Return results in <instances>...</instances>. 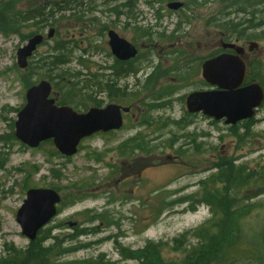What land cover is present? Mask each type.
Here are the masks:
<instances>
[{
	"label": "rangeland",
	"instance_id": "rangeland-1",
	"mask_svg": "<svg viewBox=\"0 0 264 264\" xmlns=\"http://www.w3.org/2000/svg\"><path fill=\"white\" fill-rule=\"evenodd\" d=\"M67 1L71 10L54 12L52 20L44 21L39 16L28 17L34 9H41L40 4L51 0H14L10 13L26 11V21L15 33L0 32V256L7 247L25 249L29 243L15 217L25 198V189L52 188L58 190L65 204L62 207L58 203L60 211L43 228L46 229L42 233L46 236L44 244L53 243V236L63 241L62 248L89 244L87 248L64 254L61 260L104 254L113 264H134L133 260L121 257L119 245L134 250L142 248L147 241L169 242L210 219L208 206L198 200L207 195L203 181L217 171L215 167L223 159L233 160L235 166L242 165L254 172L264 170V102L254 117L238 122L234 128L201 114L187 116L185 108L188 93L210 88L201 77L200 64L218 50V42L223 38L244 47L264 89V34L253 37L264 31V25L263 30L261 27L246 30L249 39L231 35L221 25L227 20L258 21L260 16L264 17V0H258L254 9L249 8L247 0H181L184 5L177 11L168 10L167 1H158L160 4L156 0ZM120 2L125 7H120ZM239 6L246 9L239 10ZM49 28L54 29L50 39L46 38ZM108 29L139 47L133 65L142 70L120 80V88L127 86L126 96H117L118 85L110 98L96 88L88 93L99 103L98 107L117 102L139 105L141 111L133 108L117 131L85 138L69 157L57 152L50 140L37 148L21 143L14 136L13 124L17 111L25 103L26 88L46 79L51 82L52 96L57 100L66 95L64 81L59 80L62 77L68 79L70 74L79 72L78 79L88 80V75H82L88 71L106 77L109 72L103 68L113 59L107 43ZM145 31L148 34H143ZM36 32L43 34L44 42L30 57L27 68L21 69L17 66L16 51ZM252 40L258 43V48L248 53L247 41ZM57 44L67 51L69 61L53 66L42 63L41 58L50 55ZM151 65L155 67L154 73L145 82ZM174 66H179L183 74L189 72L188 78L174 80L175 74L171 72ZM62 71L66 73L59 77ZM166 89L170 91L168 94ZM66 99L72 100L68 104L72 107L87 104L81 111L96 106L89 100L83 102L82 96L72 94ZM156 101L164 104L153 109L151 104L155 105ZM133 135L139 136L142 145L136 156L139 163L135 164L134 158L125 161H131L126 170L136 171L137 175L121 187L113 188L114 180L128 172L120 167L124 157L119 145ZM114 164L117 171L109 180L108 172ZM256 191L257 187L252 186L241 190L238 196L241 204H253L254 208L239 227L241 245L255 255L241 261L243 264H264V193L256 196ZM72 193L78 198L69 202ZM191 205L195 206L193 211L189 210ZM85 211L112 214L116 224L94 235L67 240L74 232L68 222L87 226ZM111 235L117 237L108 238ZM194 242L193 238L188 240ZM178 255L164 251L166 258Z\"/></svg>",
	"mask_w": 264,
	"mask_h": 264
},
{
	"label": "trees",
	"instance_id": "trees-1",
	"mask_svg": "<svg viewBox=\"0 0 264 264\" xmlns=\"http://www.w3.org/2000/svg\"><path fill=\"white\" fill-rule=\"evenodd\" d=\"M51 1L52 2L40 4L41 9H34L30 13L28 19H34L39 16L40 20H52L50 18H53L54 12H66L71 10L68 6V2L70 1ZM158 1L170 0H156V2ZM191 1L194 2V0ZM259 2L258 0H247V4L251 9H254V6L258 5ZM13 4L14 0H0V32L4 34L8 32H17L19 28L22 27L23 22L26 21V11L24 14L21 13L22 11H17L15 15L14 13H10ZM237 9L244 10L246 8L239 6ZM257 12H261V10L257 9ZM232 22L231 20H227L222 22L221 25L225 28V31H229V34L236 35L239 38L249 39L251 36L246 33V30L257 29L264 25V17L263 15L260 16L259 20L254 23L245 19H240L235 23ZM262 27L259 29H262ZM243 30H245V32ZM143 34H148V32L145 31ZM263 34L264 31H262L261 34H255L253 37L260 38ZM223 40L226 41L224 38ZM53 50L54 51H52L50 55L41 58L43 60L42 63L53 66L55 64H65L69 61L67 51L64 50L62 45L57 44ZM124 64H127V62L119 63L116 61L115 66L117 70H119ZM255 69L254 62L249 61L245 80L247 82L257 80L259 83L263 84L262 79L257 78L258 73H255ZM129 72V67L125 65V71L122 73L128 74ZM65 73L66 71H62L59 77L61 74L63 75ZM117 74H119V72H117ZM82 75H88L89 79H78L80 76L79 72L70 74L68 79H64L63 77L59 79L60 81H64L63 83L64 87H66L67 96L64 94L65 97L63 99H57L56 104H71L72 100L70 99L71 101H67L66 97H71L73 94L74 97L82 96V101L85 103L89 100V102L95 103V105L98 106L99 103L96 99L88 93L92 88H96L97 91L100 92L109 90L110 94H112L114 86H112L113 84L109 85L110 83L107 82L104 75H92L90 71ZM56 86L57 84L55 83V87ZM86 106L87 104H75L74 108L81 111L80 108L85 109ZM249 122L250 121H247V124ZM231 128L234 127L231 126ZM46 142L48 141L43 143ZM231 161L223 159L220 165L215 167L217 171L215 170V173L210 175L205 182L203 181L205 184L204 188L206 189L205 193H207V195L198 200V203L208 206L210 219L193 230L180 233L169 242L147 241L142 248L134 250L122 247L118 244L121 257L125 260H133L135 262L134 264H243L241 261L244 259H253L255 255L252 251L250 249H244L241 245V240L239 241V236L241 235L239 227L241 221L247 217L254 208H252L253 204H241L242 200L238 196H240L241 190L248 189L252 186L257 187L256 196L264 193V170L260 169L261 171L258 170L254 172L242 165L235 166L233 160ZM208 183L210 187H208ZM219 185L220 187H218ZM244 195L245 194L242 196ZM69 196L71 197L69 202H73L78 198L73 193ZM60 203L62 207L65 204L62 200H60ZM67 204L69 203L67 202ZM194 208L195 206L191 205L189 210L193 211ZM60 209L61 206L58 207V212ZM85 213L87 214L85 220L87 226L79 227L77 225H71L74 232L69 235L67 240H76L80 236L94 235L102 228L106 229L116 224L112 214L108 215L106 212L90 213L89 211H85ZM44 232H46V229H40L36 238L29 241L25 249H18L13 246L7 247L4 255L0 256V264H113L110 260L104 259V254L83 259L61 260L64 254L87 248L89 244L79 243L62 248L61 242L63 241H58L57 236H53V243L45 245L46 236H42ZM190 238L195 239V242L188 243ZM165 250L174 251L179 255L175 258H166L164 256Z\"/></svg>",
	"mask_w": 264,
	"mask_h": 264
},
{
	"label": "water",
	"instance_id": "water-1",
	"mask_svg": "<svg viewBox=\"0 0 264 264\" xmlns=\"http://www.w3.org/2000/svg\"><path fill=\"white\" fill-rule=\"evenodd\" d=\"M182 1L173 0L166 4L177 10ZM54 29L49 28L46 37L51 38ZM111 52L120 60L133 58L136 47L120 37L114 30H108ZM41 33L31 35L26 43L16 51L17 66L25 69L29 58L43 42ZM248 51L258 48V43L249 41ZM222 49L234 53L221 52L205 59L201 64V76L216 89L193 91L186 98L190 112L201 111L215 120L234 125L240 120L252 118L255 110L262 104L264 90L258 82L241 85L245 75V63L241 56L244 47L233 42L220 41ZM52 84L41 79L25 90V103L16 114L14 135L29 148H37L42 142L51 140L56 150L68 157L77 152L83 138L96 132L120 129L123 124L122 112L130 107L110 103L103 107L92 106L78 112L68 105H57L51 96ZM60 194L52 188H29L26 198L16 211V221L22 234L29 241L36 238L38 231L46 226L56 215ZM75 224L71 222L70 225Z\"/></svg>",
	"mask_w": 264,
	"mask_h": 264
},
{
	"label": "flooded vegetation",
	"instance_id": "flooded-vegetation-1",
	"mask_svg": "<svg viewBox=\"0 0 264 264\" xmlns=\"http://www.w3.org/2000/svg\"><path fill=\"white\" fill-rule=\"evenodd\" d=\"M158 4H160L159 2H158ZM118 5L120 6V7H125V3H123V2H120V3H118ZM166 6V5H165ZM166 8L168 9V10H170V11H177V10H180V9H177V10H173V9H170V8H168L167 6H166ZM108 30H113V29H108ZM108 30H107V32H108ZM119 35V34H118ZM120 36V35H119ZM107 37H108V35H107ZM121 37V36H120ZM123 38V37H122ZM168 38V37H167ZM125 39V38H124ZM150 39H151V41L152 40H154V38L153 37H150ZM158 39H160V38H158ZM108 41H109V37H108ZM149 42L151 45H154V44H152V42ZM108 43V42H107ZM132 43V42H131ZM135 47H136V49H137V53H136V55L133 57V58H130V59H128V60H120V59H118V58H116V56H114L113 54H112V52H111V48H110V46H109V43H108V46H109V49H110V53H111V55L113 56V59H112V63H110V65H108V66H106L105 68H103L104 70H108V74H106V77H105V75H104V77L106 78V80H107V82L108 83H110L109 85H112V86H114V88H115V86H117L118 85V88H120L121 87V84H120V80L122 79V78H124V77H126V76H129V75H134V74H137V73H139L141 70H142V68H140V69H138V68H136L133 64H134V61H135V59L137 58V56H138V54H139V47L136 45V44H134V43H132ZM150 45V46H151ZM146 47H147V45H146ZM148 48V47H147ZM222 51H229V52H233L232 50H223L222 48H220L219 46H218V50L216 51V52H214L213 53V56L214 55H217L218 53H220V52H222ZM249 53V52H248ZM248 55L249 54H247V55H245V53H243L242 54V59H243V61L245 62V64L247 65L248 64V62L250 61L249 59H247L248 58ZM207 58V57H206ZM206 58H204L203 59V61L206 59ZM116 61H118L119 63H123V62H127V64H124L123 66H122V68H119V70H117V67L115 66V63H116ZM202 61V62H203ZM202 62H201V64H202ZM201 64H200V74H201ZM125 65H127L128 67H129V73L128 74H126V73H122V72H124L125 71ZM133 65V66H132ZM150 67H152V70L150 71V73L149 74H147L146 76H145V82L146 81H148L150 78H152V75H153V73H154V70H155V67L154 66H150ZM117 72H119V74H117ZM171 72L172 73H174L175 75V77H176V79H174V80H176L177 82L178 81H183V80H186L187 78H188V75H189V72H186V74H183L182 73V70L181 69H179V66H174V67H172L171 68ZM202 77V76H201ZM203 79V78H202ZM156 80H158V78H156ZM204 80V79H203ZM205 81V80H204ZM163 82V81H162ZM205 83H207L206 81H205ZM161 84V83H160ZM245 83H244V81L242 82V85H244ZM126 87L127 86H123L122 88H120V90H119V93H118V96H126L124 93H126ZM167 88H169V87H167ZM209 89H215V88H212L211 86H210V88ZM166 90H168V89H166ZM206 90H208V89H206ZM194 91H204V90H194ZM170 91L168 90L167 91V94L169 93ZM172 92H173V89H172ZM191 92H193V91H191ZM190 92V93H191ZM104 93H106V94H108V98H110V92H109V90H105V92ZM190 93H188L186 96H185V108H186V111H187V116H196V115H198V114H201V115H203L204 117H206V118H209L208 116H206L205 114H203L201 111H195V112H190L189 110H188V108H187V106H186V98H187V96L190 94ZM110 103H116V104H118V105H121V106H129L130 107V110H129V112H126V113H122V118H123V122H124V118H125V116L126 115H128L131 111H132V109L133 108H135L136 107V110H137V112L140 110L141 111V108H139V105H135V106H132V105H123L122 103L120 104V103H117V102H110ZM110 103H107V104H110ZM106 104V105H107ZM164 103H160V101H156L155 102V105L154 104H151V107L153 108V109H155V108H159V107H161L162 105H163ZM133 116V115H132ZM209 119H211V120H213V121H217V120H214V119H212V118H209ZM220 121V120H219ZM223 122H224V120H222ZM243 121V120H242ZM241 122V121H240ZM113 131H115V130H110V131H108V132H106V133H111V132H113ZM99 133H102V132H97V133H95V134H93L92 136H95V135H97V134H99ZM119 151H120V153L121 154H123V156L122 157H124L123 159H124V161L122 162H120V167H122V169H124V170H126L127 169V163H129V162H131V161H129V162H127V161H125V160H127V159H132V158H134V161H135V164H137V162L139 163V158L138 157H136L137 156V152H140V151H142V145H141V142H140V140H139V136L138 135H133L132 137H128V138H126L125 140H123V141H121V145H119ZM141 154V153H140ZM111 168H110V170H109V172H108V176L107 177H109L108 179L110 180L111 179V175H114V174H116V171H117V169H115V164L113 165V166H110ZM140 169H141V167H140ZM139 169V170H140ZM126 171H128L127 173H121L122 175H120L117 179H115L114 180V182H113V188H119V187H121V184H123V183H125V182H127L128 180H130L132 177H134V175L136 176L137 175V172L136 171H133V170H126ZM25 198H26V189H25Z\"/></svg>",
	"mask_w": 264,
	"mask_h": 264
},
{
	"label": "bare ground",
	"instance_id": "bare-ground-1",
	"mask_svg": "<svg viewBox=\"0 0 264 264\" xmlns=\"http://www.w3.org/2000/svg\"><path fill=\"white\" fill-rule=\"evenodd\" d=\"M37 15V14H36ZM54 51V50H53ZM41 62L43 61L42 59L40 60ZM111 237H113V238H116L117 237V235H111V236H109L108 238H111ZM4 253H5V251H4ZM4 253H3V255H4ZM105 259V258H104ZM105 260H108V259H105Z\"/></svg>",
	"mask_w": 264,
	"mask_h": 264
}]
</instances>
